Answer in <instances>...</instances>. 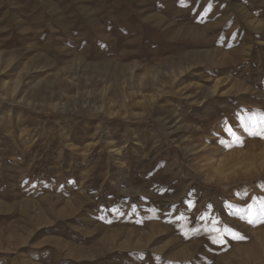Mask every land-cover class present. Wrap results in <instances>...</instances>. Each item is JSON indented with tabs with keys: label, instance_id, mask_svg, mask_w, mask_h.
<instances>
[{
	"label": "rangeland",
	"instance_id": "374dc122",
	"mask_svg": "<svg viewBox=\"0 0 264 264\" xmlns=\"http://www.w3.org/2000/svg\"><path fill=\"white\" fill-rule=\"evenodd\" d=\"M185 3L0 0V264H264V0Z\"/></svg>",
	"mask_w": 264,
	"mask_h": 264
},
{
	"label": "snow or ice",
	"instance_id": "6c2138e0",
	"mask_svg": "<svg viewBox=\"0 0 264 264\" xmlns=\"http://www.w3.org/2000/svg\"><path fill=\"white\" fill-rule=\"evenodd\" d=\"M182 6H187L185 3V0H181ZM241 127H243L244 131L252 137H260L261 139H264V115H260L259 118L256 116L249 117L247 121L242 120L241 121ZM231 136L234 137L236 143L240 146H242V141L239 136H237L231 128L226 129ZM194 205L190 204L189 207H193ZM252 205L249 204L248 208L246 210H241L242 212L247 213V222L249 224H255L257 220H260L261 222H264V205L261 206L260 214L256 215L252 211ZM203 219V217H202ZM241 219H245L244 215H241ZM219 222L216 220L212 221L213 228L210 229L209 231L215 232L216 235L212 237V242L213 243H220L223 244V236L224 235H231L233 239H243V237L239 236L236 233H233L231 229L229 228H223V229H218L216 225ZM199 230H197L198 233Z\"/></svg>",
	"mask_w": 264,
	"mask_h": 264
}]
</instances>
